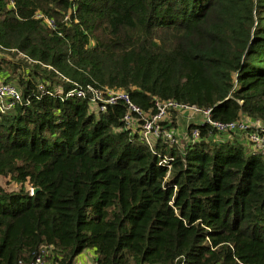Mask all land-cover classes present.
<instances>
[{"label":"trees","instance_id":"obj_1","mask_svg":"<svg viewBox=\"0 0 264 264\" xmlns=\"http://www.w3.org/2000/svg\"><path fill=\"white\" fill-rule=\"evenodd\" d=\"M0 82L21 97L0 115V264H264V153L242 133L149 150L122 104L54 94L264 121V0H0Z\"/></svg>","mask_w":264,"mask_h":264},{"label":"built area","instance_id":"obj_2","mask_svg":"<svg viewBox=\"0 0 264 264\" xmlns=\"http://www.w3.org/2000/svg\"><path fill=\"white\" fill-rule=\"evenodd\" d=\"M34 17L49 27L52 25V20L40 13H35ZM40 65L51 69L48 65ZM51 70L58 80L66 82L65 77L53 68ZM69 84L71 85L65 91L59 85L56 86L54 94L58 95L60 100L68 97L84 99L88 109L93 113L103 112L110 105L122 104L124 111L120 117L121 129L136 133L149 150H151L152 142L156 140L176 146L185 138L186 129L188 130L187 138L190 141H198V128L205 126L206 134L203 138L205 141L223 142L230 138L231 133L240 132L252 148L264 153V121L259 119L243 116L235 121H217L210 117L209 108H199L173 99L153 98L150 106L143 110L133 103L128 93L122 89H96L89 85L81 87L74 83ZM39 89L44 91L40 85ZM20 100V92L14 86L0 82V115L10 111ZM174 120L184 121L182 135L173 124ZM167 163L168 159L162 156L160 164ZM30 264H42V261L36 257Z\"/></svg>","mask_w":264,"mask_h":264},{"label":"crops","instance_id":"obj_3","mask_svg":"<svg viewBox=\"0 0 264 264\" xmlns=\"http://www.w3.org/2000/svg\"><path fill=\"white\" fill-rule=\"evenodd\" d=\"M185 129V127H184ZM95 257L94 252L91 249L82 250L74 259L73 264H95L93 258Z\"/></svg>","mask_w":264,"mask_h":264},{"label":"rangeland","instance_id":"obj_4","mask_svg":"<svg viewBox=\"0 0 264 264\" xmlns=\"http://www.w3.org/2000/svg\"><path fill=\"white\" fill-rule=\"evenodd\" d=\"M173 124L176 125V128H177L179 134L182 135V132H183L182 129H183V126L185 125L184 121H182V120L175 121L174 120Z\"/></svg>","mask_w":264,"mask_h":264},{"label":"water","instance_id":"obj_5","mask_svg":"<svg viewBox=\"0 0 264 264\" xmlns=\"http://www.w3.org/2000/svg\"><path fill=\"white\" fill-rule=\"evenodd\" d=\"M36 190H37V189H36V188H34V189H32V191H31V192L33 193V192H35Z\"/></svg>","mask_w":264,"mask_h":264}]
</instances>
